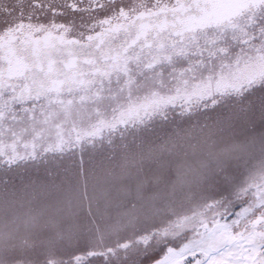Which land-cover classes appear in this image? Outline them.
<instances>
[{"label":"snow or ice","instance_id":"snow-or-ice-1","mask_svg":"<svg viewBox=\"0 0 264 264\" xmlns=\"http://www.w3.org/2000/svg\"><path fill=\"white\" fill-rule=\"evenodd\" d=\"M0 264H264V0H0Z\"/></svg>","mask_w":264,"mask_h":264}]
</instances>
